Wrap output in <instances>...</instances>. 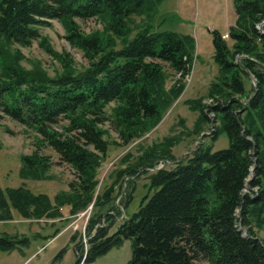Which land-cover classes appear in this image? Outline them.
Here are the masks:
<instances>
[{"label": "trees", "instance_id": "obj_1", "mask_svg": "<svg viewBox=\"0 0 264 264\" xmlns=\"http://www.w3.org/2000/svg\"><path fill=\"white\" fill-rule=\"evenodd\" d=\"M159 2L0 0V120L9 116L37 133L32 153L21 156L19 176H50L53 160L42 152L45 147L74 175L69 189L52 200L23 186L0 187V220L12 219L11 208L29 219L54 216L65 205L72 213L85 208L108 149L102 125L110 124L122 144H129L155 126L180 96L192 70L195 40L151 28ZM233 7L228 38L216 29L210 32L215 78L205 96L185 101L198 112L195 133L204 130L213 112L211 143L177 160L173 139L167 137L117 171L116 182L163 156L174 159L172 168L148 175V192L115 232L108 234L111 220L108 227H95L85 253L77 244L75 264L91 262L125 239L131 244L126 264H264V239L256 233L264 225V0H233ZM134 15L148 23L130 38ZM90 18L101 28L84 31L78 20ZM51 19L62 24L69 44L82 52V69L69 52H56L39 30ZM34 40L60 63L57 75L50 76L41 65L27 69L20 63L15 45ZM170 73L174 81L167 87ZM221 133L228 146L213 150ZM114 186L97 195L94 204L108 203ZM134 187L124 198L125 207ZM15 242L0 236V249L12 250Z\"/></svg>", "mask_w": 264, "mask_h": 264}, {"label": "rangeland", "instance_id": "obj_2", "mask_svg": "<svg viewBox=\"0 0 264 264\" xmlns=\"http://www.w3.org/2000/svg\"><path fill=\"white\" fill-rule=\"evenodd\" d=\"M222 6H227L223 0H160L150 20L148 18L151 28L156 31L190 34L195 40L193 66L191 73L185 77L184 90L155 126L129 144H122L118 133L110 124L102 125L108 149L97 172L98 183L93 199L85 208L72 213L70 206L65 205L59 208V214L38 219L23 218L16 209L11 208L12 219L0 220V236L18 242H15V248L12 250L0 249V264H75L77 244L82 246L85 253L95 227H108L111 220L113 221L108 228V234L115 232L117 227L138 209L142 197L148 192V175L162 165V168H172L174 159L163 156L158 158L153 166H143L137 173H125L116 182L117 171L135 162L137 156L147 147L162 142L167 137L173 139L171 152L177 160L189 156L198 145L211 143L208 135L213 131V112L209 113L211 121L203 124L204 130L195 133L194 128L199 122L198 112L192 110L185 101L205 96L210 82L217 74L210 32L214 29L219 32L225 29L226 14ZM228 7L230 8L227 15L230 18L231 11L235 15L232 1ZM78 23L86 32L101 28V24L93 18L79 19ZM147 23L143 15H134L129 37L132 38ZM39 30L46 35L50 46L56 52H69L73 56L75 66L82 69L86 60L80 50L69 44L60 22L51 19L50 24L41 26ZM224 35V38H228V34ZM120 45L119 41L117 47ZM15 47L19 48L23 56L20 63L27 69L41 65L52 77L61 70L58 60L40 46L38 40H34L28 46ZM173 78L170 73L166 80L167 87L172 84ZM251 82L252 78L247 80V88ZM205 101L210 103L208 98H205ZM56 129L60 130V127L56 126ZM36 136V132L9 116H4L0 120V187L5 189L23 186L34 194L46 193L52 200L56 193L69 189L68 183L74 175L69 165L56 162L57 154L51 148L45 147L42 152L53 160V165L48 170L50 176L46 179H25L19 176L21 156L32 153ZM227 146L228 138L225 133H221L213 142V150ZM131 184L135 185L133 198L125 207L123 201ZM113 185H115L113 195L109 202L100 206L94 204L97 195H101L107 187ZM92 218L95 221L90 226ZM62 229L63 231L58 233ZM256 233L260 239H264V225L256 229ZM72 235L75 236L74 241ZM130 257L131 244L125 239L120 245L112 247L95 260L81 264H126ZM197 264L207 263L197 261Z\"/></svg>", "mask_w": 264, "mask_h": 264}, {"label": "crops", "instance_id": "obj_3", "mask_svg": "<svg viewBox=\"0 0 264 264\" xmlns=\"http://www.w3.org/2000/svg\"><path fill=\"white\" fill-rule=\"evenodd\" d=\"M225 3H227V6L226 7H224V6H222L221 8H222V10L224 11V13L226 14L225 15V18H226V21H225V23H224V27H225V29L223 30V31H220L221 33H223V34H225V33H227V31H228V27L230 26V25H232L233 23H234V20H235V15H233V13H232V11H231V17L230 18H228V11H229V8L230 7H228L229 6V4H230V2L232 1V5H233V0H223ZM234 8V7H233ZM235 12V11H234ZM55 220V219H54ZM61 231H63V229L62 230H60L58 233H60ZM57 235V234H56Z\"/></svg>", "mask_w": 264, "mask_h": 264}, {"label": "built area", "instance_id": "obj_4", "mask_svg": "<svg viewBox=\"0 0 264 264\" xmlns=\"http://www.w3.org/2000/svg\"><path fill=\"white\" fill-rule=\"evenodd\" d=\"M224 36H227V34H225ZM211 130H212V126H211ZM161 165H162V164H161ZM159 166H160V165H159ZM162 167H163V165L160 166L159 168H162ZM159 168H158V169H159ZM76 227H77V226H76ZM76 227H75V228H76Z\"/></svg>", "mask_w": 264, "mask_h": 264}, {"label": "water", "instance_id": "obj_5", "mask_svg": "<svg viewBox=\"0 0 264 264\" xmlns=\"http://www.w3.org/2000/svg\"><path fill=\"white\" fill-rule=\"evenodd\" d=\"M251 176H252V174H251ZM251 176H250V177H251ZM250 177H249V178H250Z\"/></svg>", "mask_w": 264, "mask_h": 264}]
</instances>
